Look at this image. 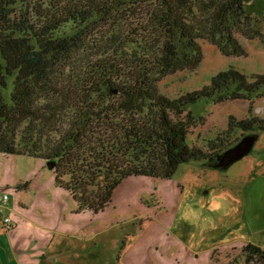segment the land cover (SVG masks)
I'll return each instance as SVG.
<instances>
[{
  "label": "trees",
  "instance_id": "obj_1",
  "mask_svg": "<svg viewBox=\"0 0 264 264\" xmlns=\"http://www.w3.org/2000/svg\"><path fill=\"white\" fill-rule=\"evenodd\" d=\"M245 3L0 0V153L54 162L58 190L93 216L106 212L126 180H168L180 164L206 160L188 142L195 124L188 107L264 96V74L248 77L231 67L176 98L159 83L195 71L201 41L238 57L246 55L239 35L264 44ZM87 49L92 57L84 66L72 65ZM252 121L264 131V119ZM243 253L245 264H264L261 246L248 242Z\"/></svg>",
  "mask_w": 264,
  "mask_h": 264
},
{
  "label": "rangeland",
  "instance_id": "obj_2",
  "mask_svg": "<svg viewBox=\"0 0 264 264\" xmlns=\"http://www.w3.org/2000/svg\"><path fill=\"white\" fill-rule=\"evenodd\" d=\"M245 8L264 33V0H246ZM239 39L246 49L241 57L225 56L201 41L204 57L199 67L164 77L160 91L179 97L209 85L216 74L231 67L248 77L264 74V44L241 35ZM91 53L82 51L72 65L84 66ZM187 111L195 117L188 142L207 157L223 143L235 144L249 133H258V141L248 155L226 167L209 166L203 159L180 164L171 178L180 184L178 195L160 180H127L116 189L106 212L96 216L78 212L65 192L60 193L63 198L42 195L53 169L46 165L40 170L38 158L0 153V190L7 179L19 181L28 207L15 238L0 230V264H206L209 254L215 264H245L243 248L248 242L264 249V131L252 121L264 119V96L219 103L201 99ZM33 182L41 184L31 186ZM223 186L232 188L231 194L219 192ZM14 187L8 188L9 203L0 202L4 216L13 211L12 200L20 190ZM163 194L167 204L145 217L144 209L153 210ZM40 197L48 201L38 208L34 202ZM205 207L210 212L203 215Z\"/></svg>",
  "mask_w": 264,
  "mask_h": 264
},
{
  "label": "crops",
  "instance_id": "obj_3",
  "mask_svg": "<svg viewBox=\"0 0 264 264\" xmlns=\"http://www.w3.org/2000/svg\"><path fill=\"white\" fill-rule=\"evenodd\" d=\"M39 159V163H40V165H41V167H40V170L41 169H45V167H46V165H47V163H46V161H44L43 159H40V158H38ZM42 172L43 173H45V170H42ZM134 180H140V179H143V180H145V179H151V180H160L161 182H163L165 185H168L169 186V191L171 192V194H173V195H178V194H181V187H180V184H179V182L178 181H174L173 179H168V180H164V179H154V178H150V177H141V178H133ZM132 179H129V182L131 181ZM127 181V180H126ZM128 182V181H127ZM127 182H125V183H127ZM10 183H11V185H10ZM41 183H39V184H35L34 182L33 183H31V186H35V185H40ZM13 185H15V187L13 186ZM3 187H6V188H4L3 190L4 191H7V192H10L9 191V187L10 188H12V187H14L15 188V190H18V189H20L18 192H17V197L16 198H14V200H12V209H13V211H12V213H8V215H6V216H10L11 217V220H12V222H11V226L10 227H7L6 226V224H4V222H3V217H4V213H3V211L2 212H0V217H1V219H2V228H0V230L1 229H5L4 231H5V234H7L8 236H11V238H15L16 236H17V234L21 231L20 229H21V224H22V222H23V218H22V216L25 214V212L26 211H28V207H27V205H25L24 204V202H25V200H24V196H25V194H27L26 193V191H25V189H23V190H21L22 189V187H21V184H19V181H15V180H13V179H7L4 183H3ZM43 190H44V192H43V194L42 195H45L46 197L48 196V195H51V196H55V197H60V198H63L62 196H65V194H60V193H64L62 190L60 191V190H58V188L56 187V185H55V180H54V171H53V176L51 175L50 177H48V183H47V185H46V188L45 187H43L42 188ZM46 191H49V193H47ZM219 192H221V193H225V194H231L230 192H232L233 191V189L232 188H230V187H227V186H223V187H221V189H219L218 190ZM240 192H242V194H243V188H242V190H240ZM169 193V192H168ZM12 193L10 192V195H11ZM11 198V197H10ZM57 198H55V200L57 199ZM168 199V197L165 195V194H163V195H161L160 197H158L157 198V202L158 203H156L155 204V206L153 207V210L152 209H150V208H148L149 210H147V209H144L146 212H144L143 213V215L146 217H148V215H151V214H155V209L156 208H160L162 205H166L167 203H166V200ZM10 200V199H9ZM46 201H48V199H46V198H43V197H40L39 198V200H37L36 202H34L35 204H36V207H38V208H41V207H43V205L46 203ZM9 202H6V203H4V205H7ZM7 208V207H6ZM143 210V211H144ZM5 212V211H4ZM210 212V209L207 207H205L204 208V211H203V215L204 214H208ZM1 227V226H0ZM1 234V233H0ZM2 235V234H1ZM191 235V234H190ZM126 251V250H125ZM125 251H124V253H125ZM195 252V251H194ZM194 252L193 251H191V253H190V255H191V259L192 260H194L195 258H194ZM184 255H186V254H184ZM122 258H124V255L122 256ZM189 258V259H190ZM206 264H214L213 263V261H212V259H211V254H209V260H208V262H206Z\"/></svg>",
  "mask_w": 264,
  "mask_h": 264
},
{
  "label": "water",
  "instance_id": "obj_4",
  "mask_svg": "<svg viewBox=\"0 0 264 264\" xmlns=\"http://www.w3.org/2000/svg\"><path fill=\"white\" fill-rule=\"evenodd\" d=\"M258 138V133H249L243 136L239 141L226 149L223 153L218 154L219 161L212 163L211 166L226 167L244 158L253 150ZM47 165L50 169L55 167V163L51 161L47 162Z\"/></svg>",
  "mask_w": 264,
  "mask_h": 264
},
{
  "label": "built area",
  "instance_id": "obj_5",
  "mask_svg": "<svg viewBox=\"0 0 264 264\" xmlns=\"http://www.w3.org/2000/svg\"><path fill=\"white\" fill-rule=\"evenodd\" d=\"M9 199H10V193L7 191L0 190V202L6 203ZM0 212H2L1 209H0ZM3 222H4V224H6L7 227H10L11 222H12L11 217L10 216H4Z\"/></svg>",
  "mask_w": 264,
  "mask_h": 264
},
{
  "label": "flooded vegetation",
  "instance_id": "obj_6",
  "mask_svg": "<svg viewBox=\"0 0 264 264\" xmlns=\"http://www.w3.org/2000/svg\"><path fill=\"white\" fill-rule=\"evenodd\" d=\"M224 151H222L220 153H214L212 156L207 157L205 161L208 163L209 166H211L212 163H215V162L219 161L218 154H221Z\"/></svg>",
  "mask_w": 264,
  "mask_h": 264
}]
</instances>
